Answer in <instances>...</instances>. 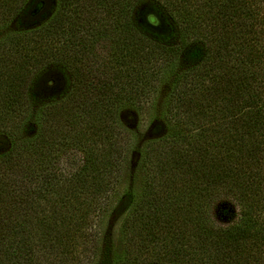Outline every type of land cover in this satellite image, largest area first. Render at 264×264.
<instances>
[{
    "label": "trees",
    "instance_id": "1",
    "mask_svg": "<svg viewBox=\"0 0 264 264\" xmlns=\"http://www.w3.org/2000/svg\"><path fill=\"white\" fill-rule=\"evenodd\" d=\"M139 1L58 0L53 15V0H0V264L83 262L91 246L94 264H264V0H163L172 43L147 41L167 20L146 9L137 26ZM99 27L117 40L113 85L110 68L75 64ZM157 86L165 128L134 144L141 184L120 192L115 241L95 243L132 144L121 107ZM69 148L80 162L59 173ZM226 196L238 212L217 225Z\"/></svg>",
    "mask_w": 264,
    "mask_h": 264
},
{
    "label": "rangeland",
    "instance_id": "2",
    "mask_svg": "<svg viewBox=\"0 0 264 264\" xmlns=\"http://www.w3.org/2000/svg\"><path fill=\"white\" fill-rule=\"evenodd\" d=\"M163 0H140L136 3L134 7V22L137 26L141 25L139 19V12L142 10H146L149 14L157 15L159 20L166 21V28L167 31L161 33H153V31L149 30L146 32L147 41L152 43L151 41H155L157 43H172L174 41V30L173 24L169 16L163 10ZM58 0H53V10L52 14L58 10ZM103 14V13H102ZM101 14V15H102ZM92 17V16H91ZM90 17V18H91ZM99 17H101L99 15ZM94 19V18H93ZM101 19V18H100ZM99 19V20H100ZM93 22V20H92ZM105 22H107L110 27L113 26L114 20L111 15L105 17ZM97 23L94 22V27H96ZM4 30V31H3ZM0 29V36L5 32V29ZM84 31V33H83ZM80 32L79 35L85 34V29ZM92 35L88 36L87 45L85 46H75V52L77 55L75 56V64L79 66L80 60L89 61L95 67H103L106 69L110 68L109 72L106 75V79L109 84L113 85L115 83L114 75L117 67V55L118 52L117 48V40L116 36L113 35V31L111 33H105L102 27H99ZM144 44H147L144 43ZM74 62V61H73ZM73 62L71 64L73 65ZM188 64L187 60V51L184 52L180 59L177 62V66L179 68H183ZM114 71V73H113ZM125 81V82H124ZM123 87L124 89H128V80H124ZM124 91L125 93L127 91ZM126 96H130L129 94ZM168 96V89L165 86H157L156 88L151 89L149 93L142 94L140 100H142V107L141 109L135 107L130 100L125 102L120 110V116L123 121L124 126L128 129L131 133L132 137V144L129 145L128 151L126 153V160H125V171H124V179L121 182V186L117 188L118 192L112 195V198L107 204L105 210L101 211V213L97 216V221L92 228V235H95L96 241H104L107 238L110 241H115L118 237V229L121 222V216L117 214H113L115 206L118 204L120 192L123 190L124 185L128 184V182L132 183L133 185L141 184V177L142 175V166L137 163V156L135 153L132 152L135 149L134 144L136 145H143L148 140L157 137L160 134H154L153 129L156 125L159 126L160 130L163 131L165 126L162 118L159 116L163 113V105ZM31 125L26 127L25 133L28 134L27 131L32 130ZM22 129V128H21ZM29 132V133H30ZM8 146V141L5 139L3 135H0V151L6 149ZM81 159V154L78 149L69 148L66 151L61 150V152L57 155L55 166L59 173H69L71 170L76 168L79 164ZM224 208L226 213H223L220 209ZM238 212V206L235 200L230 197L226 196L222 198L217 208L212 213L213 221L217 225L228 224L231 220L236 218V213ZM92 251V246H91ZM88 251L85 255L86 258L82 262V260L77 261L76 259L73 260V257H66L63 264H87L88 257L91 260L92 264H94L97 256ZM70 255V254H69ZM67 255V256H69ZM91 264V263H90Z\"/></svg>",
    "mask_w": 264,
    "mask_h": 264
}]
</instances>
